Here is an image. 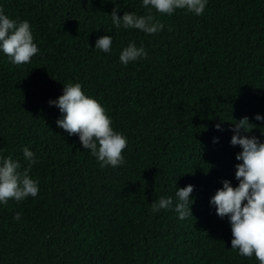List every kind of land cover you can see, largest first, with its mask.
<instances>
[{"label": "trees", "instance_id": "1", "mask_svg": "<svg viewBox=\"0 0 264 264\" xmlns=\"http://www.w3.org/2000/svg\"><path fill=\"white\" fill-rule=\"evenodd\" d=\"M114 7L120 18L148 12L142 0H0L39 48L21 66L0 51V156L23 169V149L36 153L40 189L0 204V264H259L231 250V225L210 200L223 181L238 186L233 124L247 117L256 128L241 135L264 143V0H208L201 16L153 10L165 27L152 35L116 28ZM104 35L110 53L95 49ZM131 42L147 57L124 65ZM69 82L127 138L123 165L101 167L57 126L49 101ZM188 185L193 218L180 220L175 192ZM161 197L173 209L152 213Z\"/></svg>", "mask_w": 264, "mask_h": 264}, {"label": "clouds", "instance_id": "2", "mask_svg": "<svg viewBox=\"0 0 264 264\" xmlns=\"http://www.w3.org/2000/svg\"><path fill=\"white\" fill-rule=\"evenodd\" d=\"M207 2L208 0H142V6L148 9L146 14L138 16L133 12H125L120 18L117 15L119 8L114 7L110 17L116 28L136 29L152 35L165 27L153 10L161 16H171L177 10H187L201 16ZM112 43V37L104 35L96 40L95 49L110 53ZM0 51L16 66L29 64L39 53L30 23L9 18L2 8ZM141 57H147L146 50L131 42L122 50L119 59L127 65ZM49 105L57 107L61 113L57 126L70 136H78L83 148L90 150L101 167L116 168L125 163L122 153L127 147V138L112 128V120L105 108L99 101L86 95L80 83L69 82L64 85L63 94L57 100L49 101ZM255 120L264 121V116L256 115ZM254 128L256 125L251 124L247 117L233 124L231 145H238L242 149L236 155V160L240 161L235 166L238 186L233 187L230 181H223V187L216 191L210 204L215 207L218 217L228 218L233 237L231 250L238 251L242 257L254 256L259 264H264V143L255 136L249 138L248 135H241V131L251 133ZM216 129L222 130L221 125L217 124ZM23 157L27 161V167L21 169V164L11 156H0V204L7 205L9 200L20 202L29 197L35 198L40 191L39 181L30 175L32 166L38 162L36 153L25 147ZM193 191L192 185L176 189L174 211L180 220L192 217L191 205L194 201L190 197ZM173 203L171 197H161L151 203L150 209L152 213H159L161 210L173 209ZM14 219L19 221L20 213H16Z\"/></svg>", "mask_w": 264, "mask_h": 264}]
</instances>
